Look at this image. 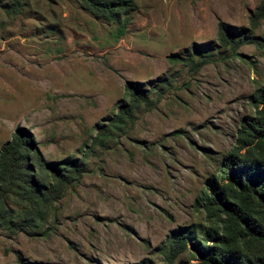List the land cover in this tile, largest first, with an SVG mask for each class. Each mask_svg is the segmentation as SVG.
I'll return each instance as SVG.
<instances>
[{"label": "rangeland", "instance_id": "obj_1", "mask_svg": "<svg viewBox=\"0 0 264 264\" xmlns=\"http://www.w3.org/2000/svg\"><path fill=\"white\" fill-rule=\"evenodd\" d=\"M12 1L0 0V148L22 129L45 162L84 169L34 225L0 227V264H165L173 230L206 225L195 198L255 115L263 23L261 43L236 51L219 44L217 24L249 31L261 0H132L117 20L81 0H18L10 14ZM197 48L211 56L197 69L169 59ZM127 83L153 103L109 125ZM4 198L23 215L15 193Z\"/></svg>", "mask_w": 264, "mask_h": 264}, {"label": "trees", "instance_id": "obj_2", "mask_svg": "<svg viewBox=\"0 0 264 264\" xmlns=\"http://www.w3.org/2000/svg\"><path fill=\"white\" fill-rule=\"evenodd\" d=\"M81 1L92 14L106 20H117L133 7L132 0ZM21 6L15 0L7 3L5 10L16 14ZM260 21L264 40V0L249 15V31H232L218 22L219 44L232 51L245 43L259 45L254 30ZM169 59L197 69L210 61L211 56L197 48L193 55H173ZM125 90L129 100L109 125L130 118L134 108L153 103L148 97L149 90L138 83H127ZM251 98L256 103L255 115L241 123L234 147L221 167L204 179L195 198L205 214L206 225L197 228L191 224L173 230L163 252L165 264H175L187 252L195 264H264V85ZM108 130L107 125L98 131L97 137ZM83 169L81 159L45 162L24 130L13 133L0 148V227L34 225L65 189L80 179ZM9 193H15L24 206L22 216L15 218L17 211L7 205L4 195ZM19 264L29 263L20 260Z\"/></svg>", "mask_w": 264, "mask_h": 264}]
</instances>
